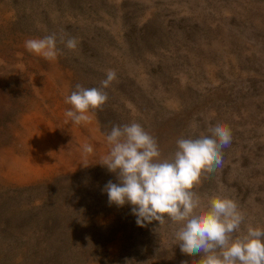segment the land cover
Segmentation results:
<instances>
[{"label": "rangeland", "instance_id": "374dc122", "mask_svg": "<svg viewBox=\"0 0 264 264\" xmlns=\"http://www.w3.org/2000/svg\"><path fill=\"white\" fill-rule=\"evenodd\" d=\"M53 33L55 60L26 50ZM109 69L107 102L90 122L67 120L65 95ZM133 122L162 160L177 139L227 126L222 166L193 191L203 205L234 199L264 228V0H0V264H197L178 225L140 227L102 191L119 183L99 164L105 136Z\"/></svg>", "mask_w": 264, "mask_h": 264}, {"label": "clouds", "instance_id": "9594fccd", "mask_svg": "<svg viewBox=\"0 0 264 264\" xmlns=\"http://www.w3.org/2000/svg\"><path fill=\"white\" fill-rule=\"evenodd\" d=\"M56 41L53 33L26 40L25 48L55 60ZM65 46L74 50L77 39L69 38ZM116 79V72L109 69L100 87L77 84L64 97L71 105L65 112L67 120L75 125L90 122L94 110L108 100L105 89ZM105 139L108 151L99 164L119 181H108L102 190L110 206L131 205V214L140 227L154 221L159 226L166 222L178 225L173 233L176 245L181 253L198 256L197 264H264V228L245 224L246 217L234 199L213 195L203 205L193 191L202 174L222 166L223 149L232 142L227 126L209 124L196 135L177 139L176 151L163 160L157 140L140 123L113 125ZM82 150L85 155L94 151L88 143Z\"/></svg>", "mask_w": 264, "mask_h": 264}]
</instances>
